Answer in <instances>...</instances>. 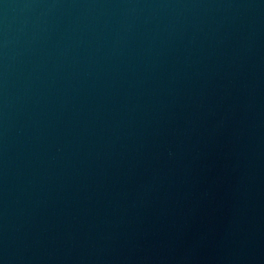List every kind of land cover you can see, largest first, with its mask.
Listing matches in <instances>:
<instances>
[{
	"label": "water",
	"instance_id": "1",
	"mask_svg": "<svg viewBox=\"0 0 264 264\" xmlns=\"http://www.w3.org/2000/svg\"><path fill=\"white\" fill-rule=\"evenodd\" d=\"M0 264H264V0H0Z\"/></svg>",
	"mask_w": 264,
	"mask_h": 264
}]
</instances>
